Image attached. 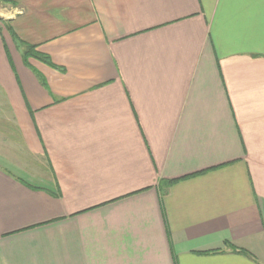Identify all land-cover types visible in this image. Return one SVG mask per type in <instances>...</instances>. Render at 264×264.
<instances>
[{"label":"crops","instance_id":"0c3cea01","mask_svg":"<svg viewBox=\"0 0 264 264\" xmlns=\"http://www.w3.org/2000/svg\"><path fill=\"white\" fill-rule=\"evenodd\" d=\"M0 1V264H264V0Z\"/></svg>","mask_w":264,"mask_h":264},{"label":"trees","instance_id":"16d2710c","mask_svg":"<svg viewBox=\"0 0 264 264\" xmlns=\"http://www.w3.org/2000/svg\"><path fill=\"white\" fill-rule=\"evenodd\" d=\"M4 1H8V0H4ZM10 1H13V0H10ZM8 28L10 29V32H11L16 44L22 50L23 57H24L25 61H27L29 57H35V58H38V59L48 63L49 65L53 66L54 68L64 70L62 67L56 65L51 60L49 55L38 51L36 44L25 41L20 36H18V34L11 27H8ZM171 182H173V181H171Z\"/></svg>","mask_w":264,"mask_h":264},{"label":"rangeland","instance_id":"374dc122","mask_svg":"<svg viewBox=\"0 0 264 264\" xmlns=\"http://www.w3.org/2000/svg\"><path fill=\"white\" fill-rule=\"evenodd\" d=\"M0 4H1V1H0ZM1 6V5H0Z\"/></svg>","mask_w":264,"mask_h":264}]
</instances>
